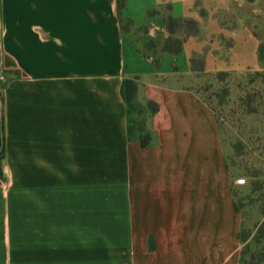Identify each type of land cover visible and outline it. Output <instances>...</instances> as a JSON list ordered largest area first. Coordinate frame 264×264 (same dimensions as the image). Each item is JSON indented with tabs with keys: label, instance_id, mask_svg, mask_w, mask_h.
<instances>
[{
	"label": "crops",
	"instance_id": "obj_1",
	"mask_svg": "<svg viewBox=\"0 0 264 264\" xmlns=\"http://www.w3.org/2000/svg\"><path fill=\"white\" fill-rule=\"evenodd\" d=\"M263 27L264 0H0V264H240L198 88L261 70ZM127 80L158 108L146 147L129 136Z\"/></svg>",
	"mask_w": 264,
	"mask_h": 264
},
{
	"label": "rangeland",
	"instance_id": "obj_2",
	"mask_svg": "<svg viewBox=\"0 0 264 264\" xmlns=\"http://www.w3.org/2000/svg\"><path fill=\"white\" fill-rule=\"evenodd\" d=\"M260 37L264 44V29ZM198 90L218 119L242 221L240 259L264 264V66L236 77L205 76ZM137 119L133 114L132 124Z\"/></svg>",
	"mask_w": 264,
	"mask_h": 264
},
{
	"label": "trees",
	"instance_id": "obj_3",
	"mask_svg": "<svg viewBox=\"0 0 264 264\" xmlns=\"http://www.w3.org/2000/svg\"><path fill=\"white\" fill-rule=\"evenodd\" d=\"M179 23L174 20H170L169 27L173 28L174 26H178ZM183 25L193 28L195 23L193 21H184ZM172 46L166 45L165 50L170 52H178L181 49V42L174 41L171 43ZM259 58L261 64L264 66V44L260 45L259 48ZM204 68V63L202 59H194L192 60V70L196 72H202ZM221 76H225L228 74H220ZM229 76V75H228ZM138 89L139 85L137 82L133 80H127L124 82L122 87V95L126 101L128 106V119H129V136L133 139H138L143 147H146L149 144L150 136L146 131V117L148 113L157 112V106L151 102L146 105L141 104L138 101ZM136 114L138 119L135 124H132V115ZM241 237V234H240ZM240 264H243L240 259Z\"/></svg>",
	"mask_w": 264,
	"mask_h": 264
}]
</instances>
